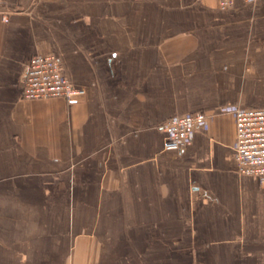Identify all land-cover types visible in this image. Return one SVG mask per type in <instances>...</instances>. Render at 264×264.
Returning <instances> with one entry per match:
<instances>
[{
    "label": "crops",
    "instance_id": "1",
    "mask_svg": "<svg viewBox=\"0 0 264 264\" xmlns=\"http://www.w3.org/2000/svg\"><path fill=\"white\" fill-rule=\"evenodd\" d=\"M220 1L0 0V264H264V184L234 159V111L264 108V0ZM48 51L82 97H21Z\"/></svg>",
    "mask_w": 264,
    "mask_h": 264
},
{
    "label": "built area",
    "instance_id": "2",
    "mask_svg": "<svg viewBox=\"0 0 264 264\" xmlns=\"http://www.w3.org/2000/svg\"><path fill=\"white\" fill-rule=\"evenodd\" d=\"M242 1L248 3L254 0ZM219 6L229 8L232 3L222 0ZM84 92L61 74L59 59L53 52L36 53L30 58L21 92L23 99L61 98L72 102L82 97ZM205 118L204 113L194 112L163 121L164 151H179L188 147L193 133L204 125ZM234 125V159L238 173L255 176L264 184V108H237Z\"/></svg>",
    "mask_w": 264,
    "mask_h": 264
}]
</instances>
